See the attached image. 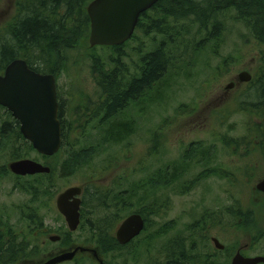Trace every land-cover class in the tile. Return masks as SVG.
<instances>
[{"label": "rangeland", "instance_id": "rangeland-1", "mask_svg": "<svg viewBox=\"0 0 264 264\" xmlns=\"http://www.w3.org/2000/svg\"><path fill=\"white\" fill-rule=\"evenodd\" d=\"M15 2L0 0V35L16 14ZM218 19L221 29L215 39H207L213 25L209 31L200 32L198 25L187 19L170 21V26L182 32L172 45L168 35H146L137 29L121 55L106 46L82 47L68 53L60 85L65 92L66 120L72 127L89 120L81 118V109L102 95L94 73V56L101 55L106 61L118 59L129 83L141 76L148 52L164 45L163 49L172 50L175 57L144 96L103 124L97 114L88 131L69 133L61 160L56 161L60 164L72 153L81 152L80 163L77 166L75 161L74 173L68 177L58 168L51 194L37 195L32 189L45 181L26 179L20 183L21 189L11 177L0 175L1 222L13 232L17 243L27 244L26 253L30 254L15 264L43 260L75 245L98 248L88 226L71 232L57 210L58 195L72 186L89 190L84 194L87 208L93 210L87 213L89 221L97 224L106 216L112 219L117 215L113 220L116 230L131 213L142 211L149 219L148 228L132 245L103 254L108 264H167L168 246L175 238L187 239V255L193 257L189 264H197V258L206 264L209 254L218 253L206 242L207 235L218 237L226 245L209 264H227V260L230 264L235 251L245 245L250 247L242 252L244 255H264V196L255 192L264 177V149L257 147L261 141L257 125L263 120L253 103L257 100L253 86L237 80L242 71L253 77L260 73L264 42L254 36L234 9L221 12ZM230 82L236 85L226 90ZM1 113L0 127L8 119ZM112 124L131 125L133 131L118 137L119 141L105 143L102 135ZM94 125H99L98 129H93ZM8 139L7 143L0 138V166L12 160L17 148ZM24 158L46 161L37 151ZM198 159L202 160L196 162ZM26 186H32L28 193ZM90 193L106 199L107 208L93 209L95 197ZM43 201H48L40 212L45 218L44 228L36 229L23 218ZM238 209L244 210L242 216L237 217ZM204 217L211 220L208 229L200 223L196 226ZM65 231L69 233L68 246L49 239ZM90 255L82 253L62 264H99Z\"/></svg>", "mask_w": 264, "mask_h": 264}, {"label": "trees", "instance_id": "trees-1", "mask_svg": "<svg viewBox=\"0 0 264 264\" xmlns=\"http://www.w3.org/2000/svg\"><path fill=\"white\" fill-rule=\"evenodd\" d=\"M91 1L16 0V14L6 25L3 34L0 35V70L13 60L22 58L31 66L37 65L44 67L45 71H53L65 65L68 53L74 49L82 47L88 49L96 48L91 47L89 44L90 17L87 12V6ZM231 9L237 12L239 19L246 22L254 36L259 41L264 42V0H159L150 10L141 15L137 29H141L146 35L151 32L168 35V40L172 45L176 42L175 36L180 35L182 32L176 31L175 29L177 28L170 26L172 23L170 21L176 23L181 20L192 19V22L198 25L200 32L209 31L210 24L213 25V30L208 32L207 39H215L221 29V22L218 19L219 14ZM125 44L121 46H106V49H113L121 55V49L124 48ZM163 46L146 54L140 79L133 80L130 83L128 82L129 79L124 76V71L121 67L122 63L118 59L106 61L101 55L92 58L97 84L102 91L103 101H100V104L107 110L108 117L123 111L132 102L144 96L163 76L169 67V63L175 57L172 54V50L166 51ZM175 46L177 47V44ZM249 86H253L251 90L253 95L257 97L256 102H253L256 103V113L263 120L260 126L257 125V133L260 134L261 140L257 147L264 149V54L260 73L252 78ZM0 112H2L1 115L3 117H8L0 127V138H2L3 142L8 143V138L10 137V142L13 143V146H17L12 160L27 157L32 151H35L33 145L20 133L19 127H15L18 122L12 120L10 113L1 105ZM132 131L133 127L131 125L126 127L122 124L119 126L112 124L106 129L102 137L105 143L119 141L121 138L118 137H127ZM68 135L69 133L67 132L64 134L63 146L58 154L52 157L43 156L46 159V164L51 166L52 171L49 175L41 174L39 175L40 178L38 176L35 177L34 180L36 181L41 180V182H44L46 180L45 184L41 183L39 186L33 183L32 189H36L37 195L51 194L58 168H60L63 176L65 174L68 177L74 173L75 161L77 160V166L80 163L81 152H74L60 164L57 163L58 160H61L62 153L65 151ZM19 148L24 149L23 152ZM188 154H191V151ZM56 159L58 160L56 161ZM203 159L205 158L203 157ZM200 160L202 159H198L196 162ZM0 170L5 169L0 168ZM18 185L23 189V184L18 183ZM32 186H26L27 193L30 192ZM86 191L89 192L87 187H85L83 192L80 228L88 226L92 241L97 245L101 255L124 249L117 244L113 236L115 229L113 220L116 219L117 215L113 216L112 219L106 216L97 224L87 219V213H89L90 209L87 208V195L84 198ZM90 194L93 198L95 197L93 209L97 207L107 208L106 199H102L99 195L94 196L93 193ZM44 203L45 201L42 204L36 203L39 204L37 205L38 208L31 209V212L25 214L24 218H27L28 215L29 218L31 217L34 220L37 218L42 223L44 218L40 212L44 208ZM247 210L250 211L249 209ZM237 211V217L242 216L241 212L243 213L244 210L238 209ZM138 212L142 213V211ZM248 213L245 216L249 215ZM68 234L67 231L60 234L62 236L61 244L64 246L70 244ZM168 247L166 255L170 260L174 251L170 246ZM27 248V244L24 241L16 242L12 231L7 229L0 230V261L5 264H15L30 255L26 253Z\"/></svg>", "mask_w": 264, "mask_h": 264}, {"label": "water", "instance_id": "water-1", "mask_svg": "<svg viewBox=\"0 0 264 264\" xmlns=\"http://www.w3.org/2000/svg\"><path fill=\"white\" fill-rule=\"evenodd\" d=\"M159 0H92L87 6L90 17L89 44L96 46H121L129 41L137 28L141 15L150 10ZM253 76L248 71L238 74V83H248ZM236 82L226 85L232 89ZM0 105L7 108L19 121L21 133L41 155L55 156L63 145L62 127L58 118L59 103L57 86L53 75H41L29 68L25 59L10 62L0 75ZM10 170L19 176L49 174L52 169L32 158H21L9 163ZM256 188L264 193V178ZM81 186H72L57 197V208L65 217L71 232L78 230L82 218ZM142 214L132 213L119 225L116 237L121 245L130 243L145 229ZM59 235L50 237L56 242ZM213 241L219 249L225 245L217 238ZM78 253H90L99 264H105L100 252L93 247L77 245L43 261L31 264H61L75 259ZM0 264H2L0 262ZM230 264H264V256H245L239 249Z\"/></svg>", "mask_w": 264, "mask_h": 264}, {"label": "flooded vegetation", "instance_id": "flooded-vegetation-1", "mask_svg": "<svg viewBox=\"0 0 264 264\" xmlns=\"http://www.w3.org/2000/svg\"><path fill=\"white\" fill-rule=\"evenodd\" d=\"M133 39V38H132ZM29 65V68L31 69V70H33V71H35L36 73H39V74H41V75H53V78H54V80H55V83H56V86H57V100H58V103H59V113H58V118H59V120H60V122H61V127H62V138H63V136H64V134H66V132L67 133H73V135L74 134H81V132H86V131H88L89 129H87L88 127H89V123L92 121V119L97 115V116H102L101 118H100V122H101V124H103L104 122H107L108 121V118H111V117H108L109 116V114L107 113V110L105 109V107L103 106V105H101L100 104V101H103V97H102V95H100L99 96V99L98 100H96L95 102H93V103H90V104H86V105H84L83 107L84 108H82L81 109V118H89V120H85L84 121V124H82V122H81V124L80 125H77L76 127H72L70 124H68L67 123V120H66V116L68 115V113H67V110L65 109V102H66V100H65V92H64V90H63V88L61 87V85H60V80H61V77L63 76V74H64V67H62V68H60V67H58V68H56V70L54 69L53 71H45V68L44 67H41V66H37V65H34V66H31L30 64H28ZM5 69H6V66L2 69V70H0V75H3L4 74V72H5ZM142 75V74H141ZM140 77L141 76H138L137 78H135L134 80H139L140 79ZM95 103H97V104H95ZM3 107V106H2ZM5 108V107H4ZM9 113H10V117H11V119L12 120H14V121H17L18 123H16V125H15V127H19L18 129H19V131H20V133H21V129H20V123H19V121L13 116V113H11L7 108H5ZM96 110V111H95ZM98 126L99 125H94V127H93V129H98ZM22 134V133H21ZM79 134V135H80ZM31 143V142H30ZM63 146V145H62ZM39 154V153H38ZM41 155V154H40ZM42 156H45V155H42ZM21 159V158H20ZM33 159V158H32ZM15 160H17V159H15ZM36 160V159H35ZM13 161V160H12ZM38 161V160H37ZM11 162V161H10ZM10 162H8L7 164H4V165H1L0 166V168H3V169H5V170H0V175L1 174H3V175H5V176H9V177H11L12 178V181L16 184V183H21L23 180H26V179H35V177H39L40 178V176L39 175H41V174H37V175H27V176H19V175H16L15 173H13L11 170H10V168H9V163ZM39 162H41V161H39ZM41 163H43V164H45V165H48V164H46V162H41ZM51 167V166H50ZM51 173V172H50ZM49 173V174H50ZM49 174H45V175H49ZM43 175V174H42ZM264 178V177H263ZM262 178V179H263ZM45 182H46V180H45ZM257 185V184H256ZM83 188V192H84V190H85V186H83L82 187ZM255 192L256 193H259L260 195H262V196H264V193L263 192H261V191H259L257 188H256V186H255ZM82 204H83V193H82ZM48 201H46L45 203H47ZM45 203L43 204V206H44V208H43V210H41V211H44L45 210V208H46V206H45ZM56 207H57V199H56ZM57 210H58V208H57ZM59 211V210H58ZM250 211H252L251 209H250ZM60 213V212H59ZM135 213V212H134ZM137 213H140V212H137ZM61 214V213H60ZM132 214V213H131ZM140 214H142V213H140ZM62 215V214H61ZM130 215V214H129ZM128 215V216H129ZM143 215V217H144V219H145V221H146V227H145V229L144 230H146L147 228H148V225H149V219L147 218V216L146 215H144V214H142ZM63 216V215H62ZM64 217V216H63ZM127 217V216H126ZM65 218V217H64ZM125 219V218H124ZM123 219V220H124ZM23 220H25V221H29V222H31V223H33V225L35 226V228L36 229H42V228H44V220H45V218H44V220L42 221V223L38 220V219H36V220H34V219H32L31 217L29 218L28 217V215H27V218H24ZM66 220V219H65ZM122 220V221H123ZM199 223H200V225L202 224V228H204V229H208L209 228V226H210V223H211V220L209 219V217H204V218H202V219H200V220H198V222H196V226H200L199 225ZM212 223H213V220H212ZM220 223H221V221L219 220L218 221V224L220 225ZM121 224V223H120ZM118 227H119V225L117 226V228H116V230L113 232V236H114V238H115V240L117 241V244L119 245V246H121V247H123L124 249L125 248H127V247H129L130 245H132L133 243H134V241H135V239L137 238H135V239H133L130 243H128V244H126V245H121L119 242H118V240H117V237H116V231H117V229H118ZM2 229H9V228H6V226L1 222V219H0V230H2ZM144 232V231H143ZM142 232V233H143ZM141 233V234H142ZM58 235V234H57ZM51 236H54V235H50V237ZM60 237H61V239L60 240H58V241H56V242H60L61 243V240H62V236L61 235H59ZM140 236V235H139ZM138 236V237H139ZM50 237H49V239H50ZM214 238H217L218 240H219V238L218 237H216V236H211V237H209V235H207L206 236V242L207 243H211L212 244V246H213V249H214V251L216 250V251H218V253H213L212 255H208L207 257H206V259L204 260V262L206 263V264H209V259H211L212 257L214 258V257H216V256H220V254H219V252H224L225 251V248H226V245H225V248L224 249H219L216 245H215V242L213 241V239ZM52 241V240H51ZM220 241V240H219ZM54 242V241H53ZM55 242V243H56ZM64 246V245H63ZM75 246H77V245H75ZM75 246H72V247H70V248H68V249H71V248H74ZM170 247L173 249V251H174V254H173V257H172V259H170L169 260V258H167V260H166V263L167 264H189L190 262H189V259H193V257H190V256H188L187 255V248H188V245H187V239H182V238H175L173 241H172V245H170ZM248 247H250V245L248 246V245H245V246H240L236 251H235V253L239 250V249H241V252H243V251H246V249L248 248ZM62 248H64V247H62ZM68 249H63V250H61V251H59V252H57V253H55V254H51V255H49V257H51V256H54V255H56V254H59L60 252H62V251H64V250H68ZM113 252V251H112ZM79 254H82V253H78L77 254V256L79 255ZM83 254H87V253H83ZM90 254V253H89ZM243 254V253H242ZM244 255V254H243ZM76 256V257H77ZM91 256V255H90ZM246 256V255H245ZM249 256V255H248ZM255 256H258V255H255ZM262 256H264V255H262ZM48 257V258H49ZM75 257V258H76ZM48 258H46V259H48ZM43 260H45V259H43ZM43 260H39V261H43ZM96 260V259H95ZM39 261H36V262H39ZM195 261L197 262V264H204L203 263V261H201V259H199V258H197V259H195ZM2 264H5L3 261H0ZM98 262V261H97ZM31 263H35V262H30L29 264H31ZM105 264H108V263H105ZM193 264V263H192Z\"/></svg>", "mask_w": 264, "mask_h": 264}]
</instances>
